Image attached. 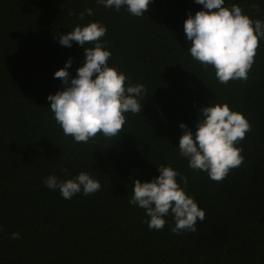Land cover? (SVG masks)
<instances>
[{
	"label": "trees",
	"instance_id": "1",
	"mask_svg": "<svg viewBox=\"0 0 264 264\" xmlns=\"http://www.w3.org/2000/svg\"><path fill=\"white\" fill-rule=\"evenodd\" d=\"M233 4L264 20V0L224 6ZM88 8L94 14L80 20ZM202 10L195 0H151L135 17L97 0H0V264H264V38L249 79L225 86L188 52L184 22ZM92 22L107 28L109 67L129 78L126 87L143 84L147 92L117 136L77 143L56 123L48 96L67 87L55 73L71 59L76 78L85 47H94L62 46L58 37ZM217 103L251 124L236 145L242 164L222 181L193 171L179 154L180 125L195 138L200 110ZM160 165L187 178L186 193L205 211L195 232L172 233L171 215L164 229L150 230L145 210L129 204L134 181L152 182ZM81 172L101 190L66 200L44 184Z\"/></svg>",
	"mask_w": 264,
	"mask_h": 264
},
{
	"label": "clouds",
	"instance_id": "2",
	"mask_svg": "<svg viewBox=\"0 0 264 264\" xmlns=\"http://www.w3.org/2000/svg\"><path fill=\"white\" fill-rule=\"evenodd\" d=\"M195 2L205 10L196 12L195 16L189 13L184 22L187 40L192 45L188 49L191 57L205 68L213 67L216 79L225 86L234 80L247 81L260 39L264 38V20L251 19L238 4L225 7V0ZM97 3L116 11L126 7L133 16L142 17L148 12L151 0H97ZM253 9L257 13L260 11L258 4H254ZM93 14L91 8L85 9L79 19ZM68 15L77 14L71 11ZM106 33L105 26L92 22L83 27L77 25L67 35L58 37L60 44L66 47H71L73 41L82 47L94 45L85 47L84 66L77 70L76 78L70 79L68 72L72 67L71 59L55 73V78L67 87L48 96L56 123L65 136H71L77 143H88L100 133L107 138L117 136L126 123L125 113L139 114L142 106L137 97L147 92L143 84L126 87L129 78L109 67L112 53L106 50L107 41L101 43ZM200 111L203 118L197 125L195 138L187 125H180L184 134L179 141V154L187 159L193 171H203L211 180L222 181L231 169L242 164V149L236 145L251 131V124L243 114L232 111L227 103H217ZM158 170L160 175L152 182L134 181L129 204L145 210L147 219L143 222L150 230L164 229L168 223L165 218L171 215L174 220L172 233L195 232L198 219L205 218V211L186 193L187 178L170 166L160 165ZM178 176L184 187L177 182ZM44 184L50 190L58 189L66 200L81 191L87 196L101 190L100 182L86 172L63 181L50 175ZM19 238L20 233L12 234V239Z\"/></svg>",
	"mask_w": 264,
	"mask_h": 264
}]
</instances>
